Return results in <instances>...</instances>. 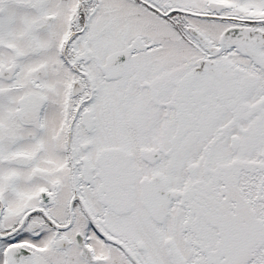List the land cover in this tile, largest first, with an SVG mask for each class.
<instances>
[{
  "label": "snow or ice",
  "instance_id": "1",
  "mask_svg": "<svg viewBox=\"0 0 264 264\" xmlns=\"http://www.w3.org/2000/svg\"><path fill=\"white\" fill-rule=\"evenodd\" d=\"M0 264H264V0H0Z\"/></svg>",
  "mask_w": 264,
  "mask_h": 264
}]
</instances>
